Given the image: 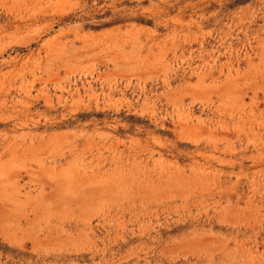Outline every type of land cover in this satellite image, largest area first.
Listing matches in <instances>:
<instances>
[{
	"label": "rangeland",
	"instance_id": "1",
	"mask_svg": "<svg viewBox=\"0 0 264 264\" xmlns=\"http://www.w3.org/2000/svg\"><path fill=\"white\" fill-rule=\"evenodd\" d=\"M0 264H264V0H0Z\"/></svg>",
	"mask_w": 264,
	"mask_h": 264
}]
</instances>
